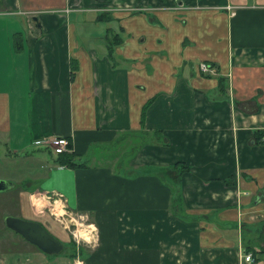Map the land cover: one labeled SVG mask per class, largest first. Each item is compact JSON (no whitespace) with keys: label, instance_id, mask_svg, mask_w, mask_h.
Returning a JSON list of instances; mask_svg holds the SVG:
<instances>
[{"label":"crops","instance_id":"1","mask_svg":"<svg viewBox=\"0 0 264 264\" xmlns=\"http://www.w3.org/2000/svg\"><path fill=\"white\" fill-rule=\"evenodd\" d=\"M102 12L110 19L98 20ZM151 99L144 128L162 130L168 144L132 148L131 167L115 172L105 151L114 144L119 154L118 140L140 136ZM0 132L18 151L67 136L90 166L53 165L50 189L98 218L116 188L164 193L137 223L117 214L134 204L102 208L96 221L106 225V241L96 222L87 264L264 263V0H0ZM177 161L191 166L170 177L188 218L181 205L175 215L167 209L159 176ZM149 212L175 221L155 224ZM181 240L175 258L170 249ZM29 245L0 264H67L72 252L64 246L54 258Z\"/></svg>","mask_w":264,"mask_h":264},{"label":"rangeland","instance_id":"2","mask_svg":"<svg viewBox=\"0 0 264 264\" xmlns=\"http://www.w3.org/2000/svg\"><path fill=\"white\" fill-rule=\"evenodd\" d=\"M107 6H104L106 8ZM94 14L91 13L88 15V19H91ZM94 25L97 27L99 26L101 29H106L107 27L113 26L114 28V22H96L94 21ZM24 123L26 124V118H23ZM7 134V136H6ZM9 133L6 132H0V178L6 179L9 181L14 182V187L0 192V256L6 259V255L8 254H21L22 252H26V247L30 246L29 242L24 239V237L21 236V234L17 233L13 229L9 228L5 224V217L7 215H12L16 217H22L25 219H37L39 218L40 221H43L45 225L48 227V229L52 233H56L55 235L61 239H71L78 241L80 243V246L84 247V249L87 251L85 254L87 257H90V250L93 247L92 238L93 234L96 229H94V225L90 226L91 224H95L96 222L99 223L102 226V243H105L106 241V235L105 233L107 230L105 229V224L103 221H96L97 219H100L102 217V214L104 215V211L102 208H107L110 204H118V203H125L128 202L129 206L134 204V207L131 209H124V211L117 212L119 220H122V222H125L128 218L130 220L135 219V222H139L140 219L138 214L142 215H148L146 213H141L144 209H147L146 212L151 210V207H155V210L157 211L158 205H161L164 199V193H161L157 195L158 193L155 191L156 194H153L151 191L147 190L148 193L144 194V197H139L140 193L130 192L128 193V196L126 194V191H122L121 188L114 189V197H104L100 201V206L102 214L98 218L97 213L95 211H85L81 206L79 208H72L67 200L66 196H63L61 193H55L54 190L50 189L55 185L54 179H51V175L49 177V173L51 172L50 168L53 167V163L51 160V157L55 156L56 152L53 153V156L45 150V147L48 146L47 144L42 145H35L28 147L27 149L17 150L15 146V142H11L9 140L10 136H8ZM141 142V139L139 137H132L130 140L126 141H120V144L116 145L119 154L114 151V144L112 146L111 150H106L105 154L106 156L114 157V171L117 172L121 169H129L131 166L128 161H132V159L135 157V154L137 153V147H139ZM132 148L135 149V154L133 158H128V155L131 154V152L126 153V151H130ZM20 149V148H19ZM14 151H17V154H15ZM151 169V166L149 167ZM56 171L55 169H53ZM52 170V171H53ZM132 172H135L134 170ZM157 174L158 172H154ZM164 173V174H163ZM163 174V175H162ZM175 172H173L171 169H167V171L161 172L160 179H163L161 176H163L165 179V182L168 181L172 183L173 186H175L178 182L174 180H171L170 177H175ZM55 176V175H54ZM62 186V184H57ZM38 187V188H37ZM49 189V190H47ZM37 191V192H36ZM176 191V190H175ZM176 194L177 193L176 191ZM38 195V196H37ZM39 195L46 198L49 203L45 204L42 207H37L39 202L38 198ZM37 197L36 203L34 197ZM167 197V209L169 210V200H168V190H167V196H165V200ZM62 200V207L65 209L62 214H56L52 208H53V202H55L57 199ZM51 202V203H50ZM144 203V204H142ZM139 205L140 208H136ZM171 204V200H170ZM177 206L179 207L180 202L176 201ZM155 211V212H156ZM162 210L161 212H163ZM140 212V213H139ZM150 213V212H149ZM156 213H150V217L152 221L160 222V223H166L170 221H175V218H173V215L167 214L165 218H159L155 217ZM175 215V214H174ZM168 225V224H167ZM124 228L121 229L122 232H127V229L125 225H123ZM89 227V228H88ZM80 228L85 229L88 231H85L88 233L91 237L90 241H84L81 237L77 235V233L80 231ZM127 229V230H126ZM174 229V228H173ZM169 228L167 229V232L170 234V237H175L174 230ZM90 230V232H89ZM135 230V229H134ZM152 230H157L156 228H153ZM186 234V230L184 232V235ZM60 236V237H59ZM178 236V235H177ZM170 239V238H169ZM62 240V239H61ZM186 240V239H184ZM64 242L65 251L69 252L70 242L62 240ZM181 241H177L173 243L171 246L170 251L173 253L175 258H180V251L182 249ZM174 242V241H173ZM77 243V244H78ZM169 243V242H168ZM76 244V245H77ZM185 245V243H184ZM105 247V246H103ZM186 247V246H185ZM5 254V255H4ZM60 254V253H59ZM59 254H46L48 257L53 256L54 258H58L60 256ZM177 256H176V255ZM188 255V254H187ZM63 256V255H61ZM65 262L67 264H87L86 260H83L80 257H77L75 259L65 257ZM81 259V260H79ZM88 259V258H87ZM107 263H109L108 260ZM61 264V263H59ZM89 264H93V262H89ZM253 264H264L260 261H256Z\"/></svg>","mask_w":264,"mask_h":264},{"label":"trees","instance_id":"3","mask_svg":"<svg viewBox=\"0 0 264 264\" xmlns=\"http://www.w3.org/2000/svg\"><path fill=\"white\" fill-rule=\"evenodd\" d=\"M97 18L100 21H107L110 19V15L107 14L106 12H102L98 15ZM222 81H223V78H220L221 84H222ZM152 101H153V99H151L149 102H147L143 107L142 119H141L142 129H141L140 136H139L141 139V142H140L139 147H137L136 151H140V148L144 145H147V144H153V145H159V144L167 145L168 144V140H167L168 138L166 137V135L163 133L162 130H160V129L146 130L144 128L146 114H147V108L152 103ZM258 133H260V132L256 131L255 134L258 138V141L261 142V137L258 136L259 135ZM136 135H134V136L137 137ZM123 137L124 136H122V138ZM120 141H122V140H118L117 142L120 143ZM70 146L72 147L71 143H70ZM45 150L47 152H49L52 156H53V153H55L54 150L52 149V147L49 145L45 147ZM128 152H132V150H130ZM15 154H17V152ZM55 154H56L55 156L51 157V160H52V163L54 166H67L70 168H81V167H89L90 166V164L86 160L85 161L80 160L82 158V156L80 154H78L76 151L72 150V151H65V152H61V153L56 152ZM169 168L173 172H175L176 176H179V178L184 173L191 170V166L189 164H187L185 161H177L176 163L172 164ZM167 186L169 187L168 198H169V200H171V204H169V208L171 209V212L173 214L178 213V211L176 210V209H178V206L176 204V201L178 200L180 202V205L183 208V215L188 218L189 214H186L188 207L186 206L184 199L182 198V196L180 194H176L175 189H174L175 186H173L171 181L169 182L168 179H167ZM196 218H199V216ZM69 242L72 245V252H70L69 255L67 254L68 258L75 259L77 257H80L83 260H86L87 258L85 257V253L83 254V250L81 251V247H79V248L75 247V240H73V238H71V240Z\"/></svg>","mask_w":264,"mask_h":264},{"label":"water","instance_id":"4","mask_svg":"<svg viewBox=\"0 0 264 264\" xmlns=\"http://www.w3.org/2000/svg\"><path fill=\"white\" fill-rule=\"evenodd\" d=\"M34 19L38 20L37 17ZM14 185V182L0 178V192L8 190ZM5 224L45 253L59 254L64 250V242L39 220L7 215Z\"/></svg>","mask_w":264,"mask_h":264},{"label":"built area","instance_id":"5","mask_svg":"<svg viewBox=\"0 0 264 264\" xmlns=\"http://www.w3.org/2000/svg\"><path fill=\"white\" fill-rule=\"evenodd\" d=\"M126 6V5H125ZM119 7V6H118ZM122 7V6H120ZM200 69L205 72V73H216L217 69L214 67L213 64L208 63V62H200ZM70 139L67 136H52L50 139H36L34 140V144L36 145H42V144H47L51 146L55 152L61 153L65 151H72L73 147L70 146ZM51 203V202H50ZM246 261H252L253 257L251 253H247L244 256Z\"/></svg>","mask_w":264,"mask_h":264},{"label":"bare ground","instance_id":"6","mask_svg":"<svg viewBox=\"0 0 264 264\" xmlns=\"http://www.w3.org/2000/svg\"><path fill=\"white\" fill-rule=\"evenodd\" d=\"M39 204H38V207H42V206H44L45 204H47V203H49L48 202V200L46 199V198H44V197H42V196H39ZM62 200L61 199H57L55 202H53V208H52V210L56 213V214H62L63 213V211L65 210V209H63V205H62ZM93 224H91V225H89V227L90 226H92ZM88 227V228H89ZM85 231H88V229L86 230L85 229ZM84 231V229H82V228H80V231L77 233V235L79 236V237H81V238H83V239H86L87 241H90V239H91V237L92 236H90L88 233H86ZM89 232H90V230H89Z\"/></svg>","mask_w":264,"mask_h":264}]
</instances>
